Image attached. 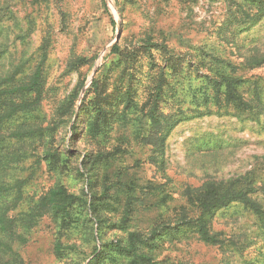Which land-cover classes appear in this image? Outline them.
I'll use <instances>...</instances> for the list:
<instances>
[{
	"label": "rangeland",
	"instance_id": "rangeland-1",
	"mask_svg": "<svg viewBox=\"0 0 264 264\" xmlns=\"http://www.w3.org/2000/svg\"><path fill=\"white\" fill-rule=\"evenodd\" d=\"M262 3L0 0V204L15 224L0 264H145L110 242L152 228L141 250L164 264H264V230L239 203L211 215L215 245L170 223L180 190L208 178L264 186ZM206 50L244 59L237 90L248 98L257 82V116L205 83ZM57 187L86 203L36 210Z\"/></svg>",
	"mask_w": 264,
	"mask_h": 264
},
{
	"label": "trees",
	"instance_id": "trees-1",
	"mask_svg": "<svg viewBox=\"0 0 264 264\" xmlns=\"http://www.w3.org/2000/svg\"><path fill=\"white\" fill-rule=\"evenodd\" d=\"M256 1L257 4L254 5L258 7L259 11L263 3L262 0ZM250 12L251 11H248L247 13L250 14ZM257 15H259V12ZM232 16L234 19L237 17L235 14H232ZM111 51L113 53L118 51L116 44L112 45ZM202 55L205 59L204 63L208 65V70L202 74L205 83L212 85L217 91L224 90L225 98L235 102L241 110H248L251 118L257 116V109L260 105L257 82L255 80L252 82V93L248 98H244L243 94L237 90V87L241 86L240 84H244L250 78V76L245 77L237 73L239 66L244 64V59L238 65L232 64L229 61L224 62L218 55L207 50L203 51ZM250 61L251 60L247 61L246 65H249ZM221 64H224V66L218 67ZM211 66H215L216 68H212ZM37 73L38 71L35 72V77ZM94 85L95 82L92 81L91 86ZM160 90L161 84H158L155 91L156 100H159ZM22 106L23 104L17 107ZM17 107L13 108L10 113H7L4 118L16 111ZM16 186L19 194L21 183ZM7 190V186L0 185V199L8 195ZM173 193L172 191V194ZM179 194L184 198V204L179 206V215L176 219L172 218L170 223L175 224L174 227L176 228L180 226L192 227L196 233L197 239L205 244L215 245L220 243V233L211 231L210 217L218 208L234 202L243 205L246 211L256 218L259 228L264 230V186H254L253 180L246 175L220 180L208 178L199 186H189L180 190ZM81 201L86 203L80 196L69 193L62 187H57L50 189L42 195L37 200L35 209L48 211L52 215H68L70 208L75 203ZM9 209L8 205L0 204V234L5 236V239L0 243V248H3L2 252L6 254L8 251L12 250L6 242V239H10V237L14 235L13 231L15 227L12 216L9 214ZM160 230L161 228H152L147 235L134 230L128 231L124 243H110L113 244L121 254L140 260L145 264H164L163 261L155 259L150 252L141 250L143 246L147 249L151 247L150 240L161 234ZM56 250L58 251V246ZM11 255L13 256V252ZM4 264L11 263L6 262ZM242 264H258V262L243 261Z\"/></svg>",
	"mask_w": 264,
	"mask_h": 264
},
{
	"label": "water",
	"instance_id": "water-1",
	"mask_svg": "<svg viewBox=\"0 0 264 264\" xmlns=\"http://www.w3.org/2000/svg\"><path fill=\"white\" fill-rule=\"evenodd\" d=\"M118 38V35H117V37H116V39Z\"/></svg>",
	"mask_w": 264,
	"mask_h": 264
}]
</instances>
